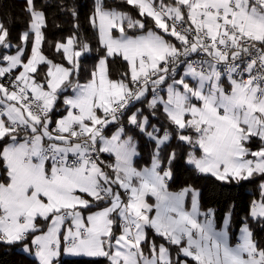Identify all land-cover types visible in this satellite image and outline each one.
<instances>
[{"label": "snow or ice", "instance_id": "snow-or-ice-1", "mask_svg": "<svg viewBox=\"0 0 264 264\" xmlns=\"http://www.w3.org/2000/svg\"><path fill=\"white\" fill-rule=\"evenodd\" d=\"M55 7L59 39L48 0H23L16 36L0 21V247L264 264V0H92L84 25Z\"/></svg>", "mask_w": 264, "mask_h": 264}, {"label": "trees", "instance_id": "trees-1", "mask_svg": "<svg viewBox=\"0 0 264 264\" xmlns=\"http://www.w3.org/2000/svg\"><path fill=\"white\" fill-rule=\"evenodd\" d=\"M42 2V0H41ZM62 2V0H48L51 8L48 12V29L46 30L47 37L55 40L62 36L67 35L68 30L71 27V18L68 16L61 15L56 9L55 5ZM68 4L75 3L80 13V23L84 25V18L92 4V0H66ZM109 4L113 3V0H107ZM23 7V0H0V21L7 23L9 17H11L12 23L8 25L12 29L13 36L19 34L24 27V18L21 12ZM59 24L64 31H59L55 25ZM88 66H91L89 62ZM183 179V177H182ZM203 183V182H201ZM260 181L256 180L253 183L245 182L243 188H235L231 191V195L237 199V202L241 207L246 205L253 197L258 198V185ZM229 193L225 192V196ZM206 196L211 199L206 200V203L212 204L217 207L220 212L223 211L222 204H215L214 200H223V197L215 195L211 189L206 191ZM240 215H243L241 212ZM66 264H84L88 258H69L65 257ZM0 264H33L31 257H26L20 251V249H6L0 247Z\"/></svg>", "mask_w": 264, "mask_h": 264}]
</instances>
